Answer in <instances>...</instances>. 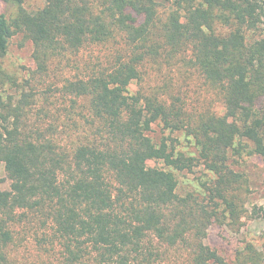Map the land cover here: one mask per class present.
I'll list each match as a JSON object with an SVG mask.
<instances>
[{
    "label": "trees",
    "instance_id": "trees-1",
    "mask_svg": "<svg viewBox=\"0 0 264 264\" xmlns=\"http://www.w3.org/2000/svg\"><path fill=\"white\" fill-rule=\"evenodd\" d=\"M9 1L15 13H0V162L12 189L0 188V264H11L6 247L19 210L50 222L61 264H157L154 241L183 247L190 264H228L204 239L207 221L243 216L230 193L241 175L228 166V148L239 140V153L246 140L249 154L264 158V0H44L35 11ZM17 33L33 47L22 82L3 66ZM116 36L126 49L108 66L87 61L62 82L51 77L69 55ZM188 47L193 67L222 95V114L131 92L145 62ZM49 79L52 93L87 102L93 138L68 149L37 124L36 87ZM154 123L185 131L197 154L177 150L171 137L155 142ZM200 166L213 176L200 182L202 200L181 196L176 172ZM246 249L244 261L259 264L255 248Z\"/></svg>",
    "mask_w": 264,
    "mask_h": 264
},
{
    "label": "rangeland",
    "instance_id": "rangeland-1",
    "mask_svg": "<svg viewBox=\"0 0 264 264\" xmlns=\"http://www.w3.org/2000/svg\"><path fill=\"white\" fill-rule=\"evenodd\" d=\"M44 0H23V6L29 11L40 9ZM16 7L9 0H0V13L7 17L12 16ZM122 36H116L105 43L84 47L76 54L68 56L62 64L52 73L56 82H62L64 77H71L89 61L93 65L108 66L115 57L126 49ZM32 43L26 40L22 33L15 34L9 44L7 54L3 59V66L11 76L22 82L34 68L32 60ZM191 49L178 56H161L145 62L141 67V78L130 84L132 93L160 94L167 102L179 99V103L190 113L212 110L218 114L224 112L222 95L215 91L205 81L199 71L190 62ZM50 82L43 80L36 87L39 93V103L34 113L40 120L42 128H48L52 133L56 130L58 143L71 149L77 143L93 138L96 126L91 124L87 102L77 99L75 104L70 97H63L48 90ZM38 84V83H37ZM13 87V86H12ZM10 84L5 85L6 92L13 94ZM15 90V89H14ZM257 106L264 110V98ZM46 114V116H45ZM149 136L159 142L162 137H171L172 144L177 150L187 154L196 155L197 148L193 139L185 131L170 132L160 123H154ZM169 139V143L171 142ZM236 140L228 148V166L241 175L230 187L232 198L237 201L243 216L232 222L229 217L224 221H207L205 244L216 249L228 264H250L244 261L243 253L251 245L258 253L259 264H264V158L249 154L251 142L242 140L244 148H240ZM149 166H163L160 162L148 161ZM178 179V193L184 196L192 193L202 200L203 187L200 182L210 181L213 176L206 173L200 166L193 172H176ZM0 188L10 193L12 182L0 162ZM37 212L19 210L17 218L10 224L13 240L6 247L11 264H61L62 249L59 241L52 234L49 221ZM220 220H223L222 218ZM154 249L159 250L157 264H190L187 258L188 251L179 247H166L154 241ZM89 259V258H88ZM87 259V261H88ZM90 264V263H89Z\"/></svg>",
    "mask_w": 264,
    "mask_h": 264
}]
</instances>
